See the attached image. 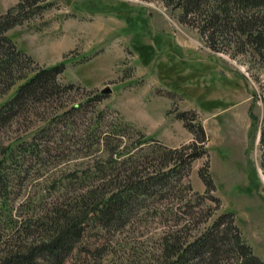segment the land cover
Listing matches in <instances>:
<instances>
[{"label": "rangeland", "instance_id": "rangeland-1", "mask_svg": "<svg viewBox=\"0 0 264 264\" xmlns=\"http://www.w3.org/2000/svg\"><path fill=\"white\" fill-rule=\"evenodd\" d=\"M20 1L0 0V16ZM222 4L206 0L185 12L182 0H25L24 18L3 31L23 61L15 81L2 84L0 104L22 76L64 62L60 90L28 98L0 125V155L42 126L50 132L42 139L58 138L44 164L23 166L15 203L45 197L61 171L80 166L77 140L97 114L99 132H126L127 142L153 138L144 144V166L191 143L184 153H199L172 194L145 201L123 225H89L65 264H161L165 235L189 241L216 220L264 263V39L255 37H264L263 9ZM144 45L153 48L148 63ZM105 87L110 92L101 93ZM72 106L79 110L68 113ZM224 249L219 264H240V254Z\"/></svg>", "mask_w": 264, "mask_h": 264}, {"label": "trees", "instance_id": "trees-1", "mask_svg": "<svg viewBox=\"0 0 264 264\" xmlns=\"http://www.w3.org/2000/svg\"><path fill=\"white\" fill-rule=\"evenodd\" d=\"M182 1L183 10L188 12L206 0ZM232 1L245 6L262 5L261 15L264 17V0L259 3L256 0ZM24 3L25 0H21L0 16V88L5 79H10L12 83L15 81L23 61L19 56L21 50L15 47L9 35L2 33L24 18L19 16ZM254 18H246L244 26L250 27ZM136 19L128 23L133 24ZM255 37L264 39L261 31ZM151 49L153 53L151 45H144L145 63L152 58ZM63 67L64 62H60L22 76L23 80L0 104V125L11 119L18 108L26 105L24 102L28 98L40 99L60 90L62 86L57 81V75ZM75 110L79 107L72 106L67 112ZM100 120L97 114L90 124L91 132L79 134L80 166L67 172L61 171L60 177L50 181L45 197L42 192L34 193L15 203L14 183L26 163H45L43 153L49 152L51 143L58 140L56 132L53 139L50 136L42 139L41 135L46 137L50 134L42 126L28 140L10 142L1 152L0 264H65L86 236L89 225L106 230L125 224L129 215L144 208L145 201L172 194L176 182L180 183L178 175L182 167L199 155L197 152L184 153L185 148L194 146L191 143L182 149H168L157 165L144 166V144H149L153 138L142 135L127 142L122 140L126 132H99ZM58 135L63 137L62 132ZM218 225L216 220L189 241H181L174 232L165 235V258L161 264H219V252L223 247L225 252L233 248L235 253L240 254V264H264L251 254L250 248L230 227L223 233Z\"/></svg>", "mask_w": 264, "mask_h": 264}, {"label": "water", "instance_id": "water-1", "mask_svg": "<svg viewBox=\"0 0 264 264\" xmlns=\"http://www.w3.org/2000/svg\"><path fill=\"white\" fill-rule=\"evenodd\" d=\"M106 92H110V88L109 87H105L101 90V93H106Z\"/></svg>", "mask_w": 264, "mask_h": 264}]
</instances>
